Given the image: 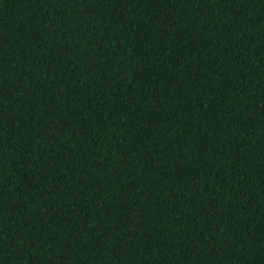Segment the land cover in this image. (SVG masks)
<instances>
[{
  "label": "trees",
  "instance_id": "obj_1",
  "mask_svg": "<svg viewBox=\"0 0 264 264\" xmlns=\"http://www.w3.org/2000/svg\"><path fill=\"white\" fill-rule=\"evenodd\" d=\"M0 264H264V0H0Z\"/></svg>",
  "mask_w": 264,
  "mask_h": 264
}]
</instances>
